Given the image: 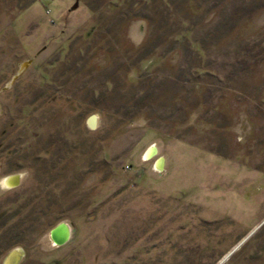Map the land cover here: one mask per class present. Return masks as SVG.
<instances>
[{
    "label": "rangeland",
    "instance_id": "obj_1",
    "mask_svg": "<svg viewBox=\"0 0 264 264\" xmlns=\"http://www.w3.org/2000/svg\"><path fill=\"white\" fill-rule=\"evenodd\" d=\"M30 1L0 0V264H264V65L212 98L159 53L217 0Z\"/></svg>",
    "mask_w": 264,
    "mask_h": 264
},
{
    "label": "trees",
    "instance_id": "obj_2",
    "mask_svg": "<svg viewBox=\"0 0 264 264\" xmlns=\"http://www.w3.org/2000/svg\"><path fill=\"white\" fill-rule=\"evenodd\" d=\"M225 1L221 0L223 7L216 12L217 7L221 5V2L217 0L214 5L215 11L210 9L204 17V20L207 21L211 15H215V26L203 40L197 36L204 27L200 22H191L192 24L188 25V19L192 18L191 15L184 19L178 17L177 29L173 34L166 36V40H170L166 50L159 52L165 40V33L161 36L159 31L156 32L153 30V26H150L145 41L137 50L138 53H141L139 61L147 59L146 55L151 56L159 52L163 58L176 56L180 63L186 65L189 57L193 56L195 58L194 69L196 72L197 69L203 71L200 74V79L193 77L195 82H201V79L205 78L212 79L217 85H220V90L208 89L212 98L221 90L232 91L244 87L242 82L251 79L252 73L255 74L264 65V29H259L256 34H248L245 37H242L238 31L243 22L264 12V1L245 0L237 7L233 4L232 8L230 0L227 4ZM242 43H244V47H239L243 46ZM246 53V56H241ZM239 55L242 61L238 60ZM218 60H221V65L214 64L218 63ZM199 100H197L198 106L202 104Z\"/></svg>",
    "mask_w": 264,
    "mask_h": 264
},
{
    "label": "water",
    "instance_id": "obj_3",
    "mask_svg": "<svg viewBox=\"0 0 264 264\" xmlns=\"http://www.w3.org/2000/svg\"><path fill=\"white\" fill-rule=\"evenodd\" d=\"M93 119H94V116L93 117H91L90 118V120H89V124H91V125H93ZM154 155L156 154V152H157V150H156V148L154 147ZM15 176H18V175H15ZM19 178V177H18ZM17 178V179H18ZM17 184H18V182H17ZM60 231L61 232V236L58 238V240L54 237V233H55V231ZM49 236H50V238H51V240H52V242H53V244H55V245H62V244H64L66 241H67V239H68V237H69V229H68V227H67V225L65 224V223H60V224H58L56 227H54L51 231H50V233H49ZM54 240H57V241H54ZM240 245V243L238 244V245H236L227 255H226V257H224L218 264H220L222 261H224L226 258H227V256L230 254V253H232L238 246ZM11 254H13V255H15V256H17V253L16 252H14L13 251V253H11Z\"/></svg>",
    "mask_w": 264,
    "mask_h": 264
},
{
    "label": "bare ground",
    "instance_id": "obj_4",
    "mask_svg": "<svg viewBox=\"0 0 264 264\" xmlns=\"http://www.w3.org/2000/svg\"><path fill=\"white\" fill-rule=\"evenodd\" d=\"M154 149V148H153ZM152 149V151L148 152V156L147 157H151L153 154H154V150ZM157 166H160L159 164V161L157 162ZM18 176H10L8 178L5 179V184L8 186V187H14L17 185V182H18ZM14 185V186H13ZM61 236V232L58 230V231H55L54 233V237L58 240V238ZM57 240H54V241H57Z\"/></svg>",
    "mask_w": 264,
    "mask_h": 264
},
{
    "label": "flooded vegetation",
    "instance_id": "obj_5",
    "mask_svg": "<svg viewBox=\"0 0 264 264\" xmlns=\"http://www.w3.org/2000/svg\"><path fill=\"white\" fill-rule=\"evenodd\" d=\"M13 175H18V174H13ZM13 175H12V176H13Z\"/></svg>",
    "mask_w": 264,
    "mask_h": 264
},
{
    "label": "clouds",
    "instance_id": "obj_6",
    "mask_svg": "<svg viewBox=\"0 0 264 264\" xmlns=\"http://www.w3.org/2000/svg\"><path fill=\"white\" fill-rule=\"evenodd\" d=\"M0 190H2V189H0Z\"/></svg>",
    "mask_w": 264,
    "mask_h": 264
}]
</instances>
